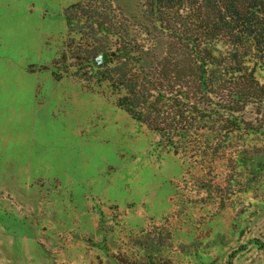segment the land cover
I'll use <instances>...</instances> for the list:
<instances>
[{"label":"rangeland","instance_id":"374dc122","mask_svg":"<svg viewBox=\"0 0 264 264\" xmlns=\"http://www.w3.org/2000/svg\"><path fill=\"white\" fill-rule=\"evenodd\" d=\"M78 1L0 0V264H264V130L175 154L68 47Z\"/></svg>","mask_w":264,"mask_h":264},{"label":"trees","instance_id":"16d2710c","mask_svg":"<svg viewBox=\"0 0 264 264\" xmlns=\"http://www.w3.org/2000/svg\"><path fill=\"white\" fill-rule=\"evenodd\" d=\"M64 15L68 47L175 154L233 160L236 134L264 130V0H79Z\"/></svg>","mask_w":264,"mask_h":264},{"label":"water","instance_id":"95a60500","mask_svg":"<svg viewBox=\"0 0 264 264\" xmlns=\"http://www.w3.org/2000/svg\"><path fill=\"white\" fill-rule=\"evenodd\" d=\"M99 59H100L101 63H108L109 62V58H108L106 53L101 54Z\"/></svg>","mask_w":264,"mask_h":264}]
</instances>
